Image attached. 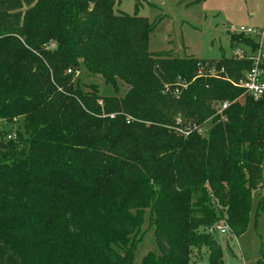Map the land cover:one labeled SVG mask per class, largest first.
I'll list each match as a JSON object with an SVG mask.
<instances>
[{"label": "trees", "instance_id": "obj_1", "mask_svg": "<svg viewBox=\"0 0 264 264\" xmlns=\"http://www.w3.org/2000/svg\"><path fill=\"white\" fill-rule=\"evenodd\" d=\"M115 4L0 0V264H134L146 211L160 253L141 264H196L203 248L209 264H224L200 229L224 220L239 237L247 228L264 169V100L233 83L251 61L223 57L219 77L196 78L198 59L149 51L156 25L138 1L133 15ZM231 42L260 44L243 34ZM81 67L116 95L81 88ZM223 102H234L224 117ZM177 118L207 132L184 138ZM19 119L24 133L8 139L1 125Z\"/></svg>", "mask_w": 264, "mask_h": 264}, {"label": "rangeland", "instance_id": "obj_2", "mask_svg": "<svg viewBox=\"0 0 264 264\" xmlns=\"http://www.w3.org/2000/svg\"><path fill=\"white\" fill-rule=\"evenodd\" d=\"M137 1L141 4L138 15L147 19L150 24L156 25L148 40L151 53H170L173 57L181 58L192 56L201 62L213 64L223 57H238L241 53L235 54L237 50L244 51L245 55H254L261 50L264 55V36L260 34L264 32V0H115V13L133 15ZM28 8V4H25L23 11ZM242 27L258 34L251 36L261 42L255 52L244 44L232 45L231 36H240ZM76 80L85 90L89 85H96L101 97L116 95L100 76L90 77L84 67H81ZM119 90L117 96L123 97L127 92V86L122 85ZM168 90L169 88L165 86V92ZM244 99L245 96L242 95L236 101L243 104ZM219 104L215 106L216 111ZM211 119L213 118L207 119L205 124L210 125ZM259 119L261 116L258 115L257 121ZM23 125V120L19 119L12 124L1 126L6 130V137L12 136L13 140L17 138V132L24 133ZM251 193V212L244 233L235 237L228 229L225 235L219 233L213 235L222 248L224 264H257L261 258V248L264 244V213L257 215V208L264 195V169L262 180L251 187ZM144 219L140 230L141 242L135 251L134 264H141L143 257L150 252L155 255L160 253L154 238V229L149 221V211H146ZM200 231L206 232V227ZM208 256L206 248L195 249L192 261L196 264H209Z\"/></svg>", "mask_w": 264, "mask_h": 264}, {"label": "built area", "instance_id": "obj_3", "mask_svg": "<svg viewBox=\"0 0 264 264\" xmlns=\"http://www.w3.org/2000/svg\"><path fill=\"white\" fill-rule=\"evenodd\" d=\"M240 32L245 36H255L258 35L254 33L251 29L241 28ZM262 37L264 36V32L260 33ZM259 34V35H260ZM261 37V36H260ZM259 43H261L259 41ZM260 45V44H259ZM239 54V58L248 59L251 61V68L245 72L244 77L238 83H233L235 86L241 88L243 90V94L252 98L255 101L264 100V55L260 51L254 53V55H245L244 51L237 50L235 54ZM197 74L196 78L201 77H219L221 73L224 72L223 69L218 70L216 65L209 62H200L197 65ZM68 73H71L69 70ZM80 72H76V76L79 75ZM181 88L178 87L174 90L176 95L179 94ZM230 102H223L220 103L218 106L217 114L221 115L222 117L224 112L228 110L230 107ZM205 126V125H204ZM204 126H197L194 124H185L181 118H177L175 120V132L184 137L188 138L193 133H197L198 135H204L207 132V129ZM8 139H12V136H9ZM229 227L225 224L224 220H220L214 226L206 229V233L209 235H214L215 233H219L221 235H225L228 231Z\"/></svg>", "mask_w": 264, "mask_h": 264}]
</instances>
